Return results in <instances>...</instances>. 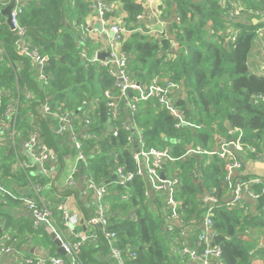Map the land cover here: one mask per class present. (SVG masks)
Instances as JSON below:
<instances>
[{
	"label": "trees",
	"instance_id": "obj_1",
	"mask_svg": "<svg viewBox=\"0 0 264 264\" xmlns=\"http://www.w3.org/2000/svg\"><path fill=\"white\" fill-rule=\"evenodd\" d=\"M12 1H0V118L5 119L7 109L14 107L18 110L17 120L14 119L16 144L21 146L19 142L39 128L41 143L56 149L60 163L65 166L66 154L73 155L74 149L54 132L40 108L49 102L54 110L61 108L82 114V102L91 103L86 114L91 115L92 122L82 130L90 131L92 137H79L86 152L93 155L90 174L98 184L108 187L105 202L110 228L117 231L123 248L136 251L128 264H190L177 250L179 236L166 228L162 204L157 211L145 201L144 175L126 186L113 179L118 167L132 170L137 167L133 154L138 149L135 144L139 142V129L148 146L163 148L169 144L178 158L175 164L169 162L164 172L177 171L181 179L176 197L181 201L182 218L196 226L192 239L202 231L204 213L210 205L203 193L208 190L217 197L212 240L222 248L221 263L254 264L255 258L264 262V197L254 212L228 208L224 204L230 194L225 182L226 161L217 156L183 157L190 142L210 148L217 145L218 139L237 138L241 132L245 145L254 146L258 153L264 152V72L257 75L248 64L264 20L259 16L255 17L258 22L248 17L230 18L228 7L221 0H161L166 6L164 16L171 20L167 35L155 38L134 33L124 43L123 52L129 55V68L137 80L148 81L159 74L180 83L185 95L178 103L185 111L190 109L187 118L201 127L176 129L173 116L151 101L136 114L137 127L125 131L117 123L120 130L114 135L113 110L105 93L113 86L110 68L84 60L81 55L83 52L89 55L99 45L90 37L91 27L86 22L90 17L88 1L22 0L20 3L23 10L19 23L24 36L49 56L48 83L39 78L35 62L16 48L15 41L20 35L12 30L2 13ZM122 1L128 24H142L136 17L145 6L137 0ZM243 4L252 9L264 8V0H243ZM235 31L238 33L234 39ZM81 34L87 35L85 43L80 42ZM172 42L179 47H173ZM227 122H231L232 131ZM129 136L133 138L131 141ZM247 157L256 159L255 154ZM7 159L0 162V172L5 177L11 176L10 167L15 163ZM195 170L202 173L203 181L192 177ZM26 175L21 170L17 178L25 183ZM34 180L43 183L41 179ZM8 212L1 210L0 214L6 215L8 224L21 236L33 232L30 217L16 220ZM34 237L47 239L51 254L61 255L47 229L42 228ZM197 248L204 247L197 245ZM109 250L107 238L100 233V242L82 248L80 259L84 264H112L107 257Z\"/></svg>",
	"mask_w": 264,
	"mask_h": 264
},
{
	"label": "built area",
	"instance_id": "obj_2",
	"mask_svg": "<svg viewBox=\"0 0 264 264\" xmlns=\"http://www.w3.org/2000/svg\"><path fill=\"white\" fill-rule=\"evenodd\" d=\"M15 1L16 5L12 11L14 25L12 30L20 35L15 41L16 48L21 55L27 56L35 62L39 78L44 83H48L49 76L46 67L49 63V56L42 54L40 48L24 36L25 31L19 23V15L23 10L20 4L22 0ZM146 1L151 3V0ZM221 4L228 7L230 18L248 15L252 17L259 16L264 20V8H247L243 4V0H221ZM89 8L91 15L99 21L97 28L91 27L90 37L94 38L99 45L93 52L92 57L84 52L81 55L84 60L100 62L110 68L109 72L113 78V86L105 93L108 97V105L113 110V134L118 135L120 129L128 131L133 126L137 127L136 114L141 111V106L151 101H156L173 116L176 121V129L201 127L187 118L185 109L178 103L179 98L183 94L185 95L184 87L180 83L159 74L148 81L137 80L129 68V55L123 52L124 43L134 33L141 32L155 38L167 35L170 24L164 16L166 6L162 5L161 8L150 7L149 9L145 6L144 11L136 17L137 22L142 21V24L138 26L135 23L130 26L128 21L125 20L128 13L124 9L122 0H89ZM237 33L238 31H235L232 38L235 39ZM85 35L81 34V43L87 41V35ZM174 43L172 42V45L178 48L179 45ZM102 52L108 53L105 59L99 57ZM262 69L264 72V63ZM17 70H20V67ZM28 95L31 94L28 93ZM1 101L2 97H0V103ZM82 103L81 108L84 111L82 114L75 110H63L61 108L54 110L49 102H46L40 108L43 115L45 114L49 120L54 121L55 125L52 126L54 132L68 141L74 149L73 163L66 177L68 192H57L58 203L56 205L46 202L43 193L46 187L53 188L57 185L56 176L62 165L60 163L61 157L56 149L41 143L39 128H36V131L30 133L27 138L22 139L23 150H25L27 156L18 158L10 167L11 176L5 177L0 172V195L3 203L7 206L16 204L15 208L24 209L31 214L33 230L51 228L61 241L66 254L64 256L27 254L22 246L21 236L17 232L8 229L0 232V258L13 256L19 260L20 264H84L80 259V251L87 244H98L100 233L107 238L109 243L110 250L107 257L112 261V264H128V259L136 255L134 249L121 246V239L117 231L110 228V217L105 202L108 187L105 184H98L90 174V158L93 155L86 152L85 144L79 136L83 138L92 137L90 131H84L92 122L91 115L86 114V111L92 105L88 100H84ZM17 116L18 110L12 106L9 107L5 113V119L10 124L11 132L9 135L0 133V144L6 138H11L12 148L14 149L17 148L15 124ZM117 123H120V129ZM138 135V149L133 154L138 165L134 170L127 169L125 166L118 167L115 182L126 186L134 181L137 176L147 175L148 182L153 189L166 193L167 213L164 219L166 228L171 233H177V236H179L177 238L178 244L176 243L178 252L186 257L190 264H222V248L214 245L212 240L214 236L213 212L217 206V197L206 190L209 194L206 199L210 202V205L204 213L203 226L205 231L200 233L199 236H195V244L190 243L192 234L196 232V226L191 223L188 224L182 218L181 201L176 197L181 179L177 176L176 170L175 174H166L163 167L164 164L167 165L169 162L175 164L178 158L174 156L169 144L163 148L148 146L140 129ZM241 137L242 132L237 138H221V142L210 148H204L201 144L193 143L190 148L186 149L183 157L217 156L226 161L225 182L229 186L230 194L224 204L228 208H242L249 211L248 201L254 200L257 202L264 197V177L244 175L247 162L246 156L255 154L256 159L264 163V152L258 153L254 146L245 145ZM132 139L131 136L128 137V140L131 141ZM21 170L25 171L26 174H32L33 172V175L39 171V173L48 177V181L43 184L30 178L29 190L22 191L19 187L20 181L17 178L18 172ZM34 170L38 171L34 173ZM163 172L164 177L161 175ZM191 175L194 179L203 181L202 173L199 170H195ZM90 192L93 193L95 212L85 215L74 205L73 208L71 207L70 201L72 203L77 202L72 194H78L85 198L90 195ZM146 197L145 201L148 202L147 190ZM2 224L3 218L0 215V228L3 227ZM197 245L203 246V250H199Z\"/></svg>",
	"mask_w": 264,
	"mask_h": 264
},
{
	"label": "crops",
	"instance_id": "obj_3",
	"mask_svg": "<svg viewBox=\"0 0 264 264\" xmlns=\"http://www.w3.org/2000/svg\"><path fill=\"white\" fill-rule=\"evenodd\" d=\"M88 1V10H89V15L90 17L86 19V22H88V25L90 27L93 28H97L99 26V21L98 19H96V17H94L93 15H91V11L89 8V0ZM137 2H141V4H143L144 6H146L147 9H149L150 7H159L161 8V6L163 5L161 0H151V3H148L146 0H137ZM6 17V21L8 19L7 16ZM244 18L248 17V18H253V20H255V17L252 16H248L245 15L243 16ZM166 19H168L169 24H171V20L169 18L166 17ZM258 22V21H255ZM8 23V22H7ZM11 27V26H10ZM261 31V30H260ZM176 43V42H175ZM254 47L252 48V50L249 53V57H248V64H249V68L250 70L257 74V75H261L263 73V69H262V65L264 63V28L262 29V32H260L259 35V39L257 40V42H254ZM184 96V94H183ZM182 96V97H183ZM189 109V108H188ZM10 124L7 122L6 119H2L0 118V133H2L3 135H9L10 133ZM221 139V138H220ZM220 139H218V143L221 142ZM194 142H190L187 144V148H190V146H192ZM217 143V144H218ZM19 145H17V148H12L13 145L11 143V138H6V140H4L0 145V162H2L3 160L7 159L8 155L10 158L7 159L8 162H12V164L18 160V158H24L27 156L25 150H23V146L22 143L19 142ZM186 148V149H187ZM247 165L249 166V170L252 172H255V174L261 175L264 172V166H263V162H261L260 160L257 159H251L247 157ZM73 163V157L72 155H68L66 154V161H65V166L64 164L61 165V168L59 169V172L55 175L56 176V183L57 185H55L53 188L51 187H46V189L44 190L43 193V197L46 200V202L52 204V205H56L58 203L57 201V197L56 194L57 192H63V193H67V186H66V177H67V173L71 167ZM35 171L38 170H34V173H36ZM20 172V171H19ZM18 172V173H19ZM32 172V171H31ZM41 179V181L43 183L48 181V177H45L43 174L39 173V171L33 175L32 174H27L26 175V181L25 183H23L22 181L19 182L20 184V189L23 191H28L29 190V179ZM144 179L146 181V185H147V192H148V205L153 208V210H157L159 208V205L162 204L163 206V213L164 216L163 218L166 216L167 213V208H166V193L165 192H161L158 190L153 189L149 182H148V177L147 175H144ZM22 184V185H21ZM75 196L74 199L77 200V202L72 203L71 201L69 202L71 207L73 208V205L75 207H77L78 209H80L82 212H84L85 215L90 214L91 212H95V207H94V201H93V193L90 192V195H88L87 197L83 198L81 196H79L78 194H72V196ZM204 198L206 199V197H208V192L205 190L204 193ZM207 200V199H206ZM260 201V200H259ZM259 201L255 202L254 200H250L247 202V206L249 208L248 212H254L256 210V208H258V204ZM16 204L7 206L3 203L2 201V196L0 195V211L1 210H5V211H9L11 213H9L10 215H12L16 220L19 219V217L25 216V217H30L31 221H32V217L31 214H29L27 211H25L24 209H18L15 208ZM3 218V224L0 229V232L2 231H6V230H12L13 232H17L13 229L12 225L8 224L7 219H6V215L0 214ZM42 229V228H41ZM40 229V230H41ZM45 229V228H44ZM38 231L32 230L33 232L30 234H25L23 236H21L18 232V234L21 236V243L22 246L24 248V251L27 254H31V255H48L51 254V245L48 242V240L46 239L43 240L40 237H34L36 235ZM203 231H205V227L202 225V231L197 232L195 236H199L200 233H202ZM52 239V238H51ZM55 243V242H54ZM190 243L195 244V240L191 239ZM56 245V243H55ZM57 245H56V250H57ZM59 254V253H58ZM0 264H20L19 260L13 256H7V257H2L0 258ZM196 264V263H193Z\"/></svg>",
	"mask_w": 264,
	"mask_h": 264
},
{
	"label": "water",
	"instance_id": "obj_4",
	"mask_svg": "<svg viewBox=\"0 0 264 264\" xmlns=\"http://www.w3.org/2000/svg\"><path fill=\"white\" fill-rule=\"evenodd\" d=\"M25 1H26V0H25ZM15 5H16V1L13 0V1H12L9 5H7V6L3 9V11H2L3 15L8 17L7 22H8V24H9L12 28H13V26H14V25H13L12 11H13V9L15 8ZM255 21H258V20L255 19ZM107 55H108L107 52H102V53H100L99 57H100L101 59H105V57H106ZM189 110H190V109H187V110H186V113H188ZM227 126H228V128L230 129V131L233 130V127H232V125H231V122H227ZM135 145L138 146V143H136ZM262 164H263V166H264V163H262ZM165 166H166V164H164L163 167H165ZM161 175H162V177H164V173H162ZM244 175H245V176H248V175H258V174H255V172L250 171V170H249V166H248L247 163H246V170H245V172H244ZM259 176L264 177V172H263L261 175H259ZM116 178H117V174H114V175H113V179H116ZM0 229H1V228H0ZM47 230H48V232L51 234V238H52V240L56 243V245H57V247H58V248H57V252H58L59 254H61V255H65L66 252H65L64 248L62 247V245H61V241H60L59 238L57 237L56 233H54L53 230H52L51 228H47Z\"/></svg>",
	"mask_w": 264,
	"mask_h": 264
},
{
	"label": "rangeland",
	"instance_id": "obj_5",
	"mask_svg": "<svg viewBox=\"0 0 264 264\" xmlns=\"http://www.w3.org/2000/svg\"><path fill=\"white\" fill-rule=\"evenodd\" d=\"M175 44V43H174ZM174 47V45H172ZM89 56L92 57L93 56V51L91 50V52L89 53ZM50 125L54 126L55 123L53 120H50ZM254 264H264V262L261 259H256L254 260Z\"/></svg>",
	"mask_w": 264,
	"mask_h": 264
}]
</instances>
